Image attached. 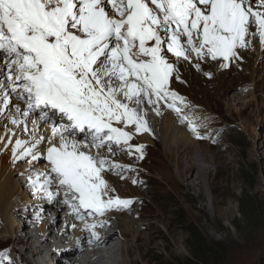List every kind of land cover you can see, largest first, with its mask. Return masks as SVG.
Here are the masks:
<instances>
[{
	"label": "snow or ice",
	"instance_id": "6c2138e0",
	"mask_svg": "<svg viewBox=\"0 0 264 264\" xmlns=\"http://www.w3.org/2000/svg\"><path fill=\"white\" fill-rule=\"evenodd\" d=\"M254 38L264 43V0H0V121H7L0 144L12 146L14 164L46 159L54 176L41 183L34 173L32 187L51 201L56 183L78 220L92 218L84 224L87 243L99 241L104 221L96 217L133 203L111 194L103 173L125 169L99 150L115 145L143 159V145L130 143L151 132L140 106L147 101L159 115L165 101L182 111L167 53L176 61L193 54L230 61ZM41 123L51 125L50 136L40 134ZM17 128L29 138L13 140ZM81 134L88 143L74 138ZM89 146L95 156L82 150Z\"/></svg>",
	"mask_w": 264,
	"mask_h": 264
},
{
	"label": "bare ground",
	"instance_id": "6f19581e",
	"mask_svg": "<svg viewBox=\"0 0 264 264\" xmlns=\"http://www.w3.org/2000/svg\"><path fill=\"white\" fill-rule=\"evenodd\" d=\"M237 51L239 54L238 58L234 59L237 60L238 65L241 66L244 72V74H241L240 81L243 84L248 81L251 92L244 96H233L232 99L228 98V100L226 98L224 104L229 112L232 113L235 111L239 116L248 109H256V117L259 119L261 118L263 108L260 103H255L250 99L254 98L255 100L257 93H264V43H261L258 38H254L250 41L248 47L238 49ZM167 56L170 61L176 62L177 72L171 78L170 90L176 92L184 99V104L177 103V106L182 111L180 115H177L175 111L171 108L169 109L167 106L168 102L160 101L158 105L160 114L157 115L153 110V106L145 101L140 108L147 111L149 127L154 129L155 133L151 130L150 133L146 132L142 137H138L137 134L134 137L137 136L138 142L143 145V154H146L148 158H152L154 162L156 161L160 165V169L157 170L161 176V181L158 182L159 185L163 186L164 182L169 184L174 192L173 194L171 193L172 195H176V197L177 194L179 196H186L191 201V207L195 208L198 206L197 198L200 200L205 199L203 185L206 184L209 186L211 192L209 194L210 201L213 202V205L221 204V214L228 216L230 215L228 208L224 211L222 210L223 207L227 206V202L218 201L220 192L216 185L217 179L212 176L213 170L206 165L207 163H212L218 171L223 167L228 158L225 155L216 153V148L210 144H208L207 148H201L203 139L198 138L197 134L191 130L192 126L195 125L199 136L202 135L198 129L196 115L188 117V119H191V124L186 125L185 123L186 126H184L181 122L185 120L181 119V117L184 115L186 117L191 114L192 108L194 107L200 108L206 113H211L212 109L210 108L209 97H213L214 94H224V81L215 79L209 82L204 74H206L207 68L219 69L227 61H223L222 58L212 60L210 57H207L206 60L209 61L208 66L205 65V68H203L202 64L197 69L196 65L201 59L197 60L195 54L189 60L181 59L179 61H176V58L171 53H167ZM199 74L203 75V77L201 78ZM176 80H179V82L175 83ZM212 84L215 85L214 90L204 88L205 86L211 87ZM16 103H20L22 110L26 107L23 102H18L13 97V105ZM146 104L149 105L148 108L145 106ZM185 104L189 108L185 107ZM131 106L136 107L134 104ZM254 106L256 107L253 108ZM37 115L34 113L30 117V121L37 119ZM4 123H7V121H0V134H2V126ZM9 127L12 126L9 124ZM133 127L130 126L125 130L132 131ZM249 127L251 128V125ZM29 128H31V123H29ZM14 131L16 132V136L12 137L13 140L16 138H29L27 133L21 132L18 128L14 129ZM251 131L255 138L260 136L254 128H251ZM39 132L46 137L50 136L51 125L41 123ZM79 137L81 138L82 136ZM8 138L5 137V141ZM11 147L6 144H0V238H3L11 246V251L7 255L9 264H15L14 260H19L21 263L27 264H40L38 261H43L42 264H47L50 261V249L57 247L60 249L63 242L69 241L70 237L72 238L71 243L78 245L79 251L76 254L74 253L71 258L68 257L60 260L61 263L56 262V264H155L148 257L151 250L161 247L159 241L164 239L161 233V226L167 229L175 245L179 242L184 243L183 239L178 238L175 229L167 224L165 214L159 213L154 209L149 215L142 216V218H156L159 220H156L158 222L152 221V225L148 230L143 229L141 215L138 219L135 218V216L139 215L136 212H132L131 215L115 214L114 216H107L108 213L114 211L110 210L103 217L97 216L96 220L104 221V226L96 229L99 233L100 240L90 244L87 243L90 234L84 231V224L92 223L91 217L79 226L77 224H71L69 220L64 219L62 220L64 222L63 226L59 228L60 225L58 224L61 220L59 217L55 218V214L57 213L54 211L50 217H48V214L51 212L50 208L55 206L60 207L62 205L61 203H63L64 199L63 192L58 189L56 183H53L50 191L54 194L59 191V195L55 200L50 201L43 192L37 193L35 191L29 179L30 175L39 173V171L42 172L39 173L41 175V183L46 178L45 174L47 176H54L51 173L50 165L46 163L47 165L45 167H36L37 161L31 164L27 163L25 166L19 165L18 162L14 164L12 161ZM39 147L46 149L47 144L44 143ZM82 150L94 156L97 153L95 152L96 148L91 146ZM44 155H46V152ZM100 155L109 159L110 162L115 160L113 153L101 152ZM174 162L180 178L179 180L170 179L171 177L167 176V171L170 170L171 163ZM17 172L26 176L20 179L19 185L14 182V175ZM103 175L108 181L109 186L116 190V194L120 198H123L125 191H118V189H121L122 184L117 181V178H112L106 173H103ZM125 186L128 187L127 182ZM23 190L28 191L29 195L23 192ZM193 194H198L197 198ZM112 195L116 196L114 193ZM200 206L203 209L206 208L205 205L201 204ZM25 208H34L36 210L33 213L25 214ZM68 210L70 215L78 222H81L71 213L69 208ZM13 211L16 213V216H14V213L12 214ZM20 218L25 219L27 224L19 222L21 220ZM37 219L41 220L38 222L40 223V226L38 225L40 227L39 229L35 228V220ZM72 225H75V228ZM29 227H32L33 231H30L31 229L29 230ZM209 227L208 224L204 226V233H206ZM11 253L13 256L9 257ZM19 253L20 255L22 253L24 258L26 257V260H23V256L21 257ZM26 254L29 255L26 256ZM0 264H5L1 256ZM50 264H52V261H50Z\"/></svg>",
	"mask_w": 264,
	"mask_h": 264
},
{
	"label": "rangeland",
	"instance_id": "374dc122",
	"mask_svg": "<svg viewBox=\"0 0 264 264\" xmlns=\"http://www.w3.org/2000/svg\"><path fill=\"white\" fill-rule=\"evenodd\" d=\"M198 64L200 67L203 64L202 67L205 68V65L208 66L209 61L206 58L201 59ZM225 64L228 66L225 67ZM225 64L219 69L207 68L208 70L204 74L209 82L215 79L224 81V94H214L213 97H209V104L212 109L211 113H206L200 108L194 107L191 114L186 116V118L188 119L191 115H196L198 129L202 133L199 136V138L203 139L201 144L202 149L207 148L208 144H210L216 148V153L225 155L228 158L223 167L218 171L212 163H207L206 165L213 170L212 176L217 179L216 185L220 192L218 201L227 202V206L223 205L225 207L222 210L224 211L228 208L230 215L221 214V204L213 205L209 197V194H211L210 188L206 184L203 185L204 200L198 199V194H193V196L196 195L197 202L200 205H205L206 208L203 209L198 203L197 207L192 208L191 201L186 196H179L177 194L176 197V195H172L174 192L169 184L165 182L163 186L158 184L161 181V176L157 171L160 169V165L156 161L154 162L152 158L150 159L146 154H143V159H139L140 153L133 151L129 154L126 150L115 145H113V152H110L115 155V160L111 163L123 165L125 170H122L119 175L113 171H106L105 173L109 174L112 178H117V181L122 184L121 189H118V191H125H123L124 194L121 199L131 200L133 203L128 208L111 211L107 216H114L115 214L131 215L132 212H136L139 215L135 216V218L138 219L141 215L143 229L148 230L152 225V221L158 222L159 220L145 217L144 219L142 216L149 215L154 209L159 213L165 214L167 224L175 229L178 238L184 240V243L179 242L175 245L167 229L161 226V233L164 236V239L159 241L161 247L151 250L148 257L155 264H185L190 257L189 247L193 242V234L198 235L200 240L204 242V248L207 251L205 256L207 264H212L210 261H213V264H220L222 260V264H255L264 255V220L259 222L255 226V229L247 230L239 224L241 220L239 199L243 194L255 196L257 199L264 201V102L262 103V100L264 101V93H257L255 97L256 101L254 98L250 99L255 103L261 104L263 108L261 118L258 119L256 117V109H248L241 116L235 111L229 112L224 104V100L226 98L227 100L228 98L232 99L233 96L248 95L251 92V88L247 80H245L247 81L245 84L240 81L241 74H244V72L241 66L238 65L237 60L232 59ZM202 77L203 75H201ZM178 82L179 80H176L175 83ZM204 88L214 90L215 85L212 84L211 87L205 86ZM246 102L245 104L248 103ZM145 106L148 108L149 105L146 104ZM185 107L189 108L187 104H185ZM187 119L181 121L184 126L191 124L189 123L191 119ZM249 125L255 129L256 133L260 135L259 137L255 138L253 136ZM151 130L155 133L154 129ZM145 134H137V136L142 137ZM137 136L130 142L133 148L141 145L137 140ZM74 138L81 144L87 143V140H84L82 137ZM97 151L96 149L95 152ZM101 152H109V150L105 147L99 150V153ZM46 163H48L47 160L41 158L37 161L36 167H45ZM18 164L25 166L27 162L21 160L18 161ZM127 169L132 170L129 171ZM39 173L42 172L39 171ZM167 176L171 177L170 179H180L175 162L171 163ZM25 177L22 173L17 172L14 175L15 184L19 185L20 179ZM126 182L128 183V187L125 186ZM110 188L114 189L111 186ZM23 192L29 195L28 191L23 190ZM113 193L118 196L116 190L111 194ZM61 204L60 207L55 206L50 208L51 212L48 214V217H50L54 211L57 213L55 214V218L59 217L61 220L58 224L60 225L59 228L63 226L64 222L62 220L64 219L78 226L83 224L69 214L67 206L63 203ZM35 210L34 208H25L24 213H33ZM14 216H16V213H14ZM20 219L19 222L27 224L25 219ZM40 221L38 219L35 220L36 229L40 228V223H38ZM207 224L210 227L204 233V226ZM47 225L49 226V224ZM110 225L112 224L110 223ZM28 229L33 231L32 227ZM71 242L72 238L70 237L69 241L63 242L60 249L59 247L50 249L51 255L49 254V257L52 264H56V262L61 263L60 260L68 257L71 258L74 253L76 254L79 251L78 245ZM10 251L11 246L3 238H0V256L3 257L5 264H9L7 255ZM12 256L11 253L9 257ZM20 256H23V260H26V257L24 258L22 253ZM50 261L47 264H50ZM38 262L40 264L43 263V261ZM14 263L27 264L21 263L19 260H14Z\"/></svg>",
	"mask_w": 264,
	"mask_h": 264
},
{
	"label": "trees",
	"instance_id": "16d2710c",
	"mask_svg": "<svg viewBox=\"0 0 264 264\" xmlns=\"http://www.w3.org/2000/svg\"><path fill=\"white\" fill-rule=\"evenodd\" d=\"M239 200L241 214L239 224L247 230L255 229V226L264 220V201L248 194H243ZM192 237L193 242L189 247L190 257L185 264H206L207 251L204 248V242L196 234H193ZM260 264H264V257Z\"/></svg>",
	"mask_w": 264,
	"mask_h": 264
},
{
	"label": "water",
	"instance_id": "95a60500",
	"mask_svg": "<svg viewBox=\"0 0 264 264\" xmlns=\"http://www.w3.org/2000/svg\"><path fill=\"white\" fill-rule=\"evenodd\" d=\"M264 257V255L262 256V258ZM261 258V259H262ZM224 259V258H223ZM261 259H259L255 264H260L261 263ZM223 261V260H222ZM220 262V264H222L223 262ZM210 263H212L213 264V261H210ZM207 264V263H206Z\"/></svg>",
	"mask_w": 264,
	"mask_h": 264
}]
</instances>
